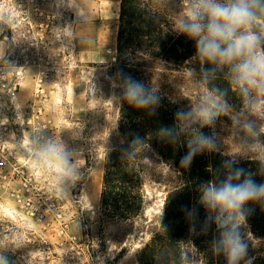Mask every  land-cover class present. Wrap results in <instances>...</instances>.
Masks as SVG:
<instances>
[{"label":"rangeland","instance_id":"374dc122","mask_svg":"<svg viewBox=\"0 0 264 264\" xmlns=\"http://www.w3.org/2000/svg\"><path fill=\"white\" fill-rule=\"evenodd\" d=\"M182 1L181 5L179 0H169L173 25L189 3ZM66 2L72 16L71 32L66 47H56L52 55L59 66L46 108L51 129L44 135L71 152L76 177L66 178L56 160L38 158L41 147L36 148L34 159L42 180L66 208L68 234L62 241L42 227L24 228L19 264H181L184 254L190 257L188 264H226L223 256L201 251L192 242L172 249L168 255L162 249L148 250L152 237L160 230L167 192L179 182L177 174L153 153L143 158L145 195L139 215L125 222L110 218V213L103 210L105 157L122 142L115 65L121 0ZM145 66L142 70L153 89L168 97L179 110L194 106L210 88L221 89L233 114L253 119L258 127L264 126V121L249 113L239 93L231 90L226 71L205 84L196 71L190 74L189 70L165 62H148ZM32 93L33 86L26 85L21 99L31 100ZM211 129L216 133L217 151L227 156L244 143L228 116L218 119ZM36 144L44 143L37 140ZM237 158L255 160L248 155ZM243 232L249 245L248 255L254 258L264 254V241L256 239L248 225Z\"/></svg>","mask_w":264,"mask_h":264},{"label":"clouds","instance_id":"9594fccd","mask_svg":"<svg viewBox=\"0 0 264 264\" xmlns=\"http://www.w3.org/2000/svg\"><path fill=\"white\" fill-rule=\"evenodd\" d=\"M174 29L194 42L201 81L208 84L217 73L226 71L231 90L239 93L252 116L264 121V0H189L175 19ZM116 77L122 98L129 105L155 114L161 96L154 89L123 70H118ZM225 95L224 90L210 88L194 106L177 110L173 126L161 128L160 135L172 145H186L179 163L188 168L196 156L218 150L216 133L206 134L203 129H211L218 119L229 117L244 143L221 161L212 179L200 185L197 206H185L183 211L190 232L207 234L214 227L210 245L214 255L223 256L226 264H252L254 258L248 255L243 229L253 211L248 205L264 208V183L255 179L264 177V126L233 114ZM133 143H139V137ZM244 155L254 157L258 165L255 171L239 166L237 157ZM37 156L56 160L66 178L76 177L71 152L62 146L48 142ZM200 208L205 212L203 221L199 219ZM189 259L182 255L181 264H188ZM0 264L10 261L0 256Z\"/></svg>","mask_w":264,"mask_h":264},{"label":"trees","instance_id":"16d2710c","mask_svg":"<svg viewBox=\"0 0 264 264\" xmlns=\"http://www.w3.org/2000/svg\"><path fill=\"white\" fill-rule=\"evenodd\" d=\"M179 1L182 5L183 1ZM173 17L169 0H121L115 57L117 71L123 70L150 89H153L152 83L142 70L148 62H165L176 68L195 69L200 74L194 42L174 31ZM118 92L122 142L105 157L103 210L110 213V218L125 222L139 215L145 195L143 158L153 153L177 174L179 182L167 192L160 230L152 237L148 250L162 249L168 255L172 249H181L183 244L192 242L201 251L205 249L213 254L210 245L214 227L207 234L190 232L183 208L197 206L200 185L212 179L221 161L229 156L218 151L205 153L196 156L188 168H182L179 161L187 151L186 145H172L160 135L161 128L173 126L178 106L156 91L161 102L155 114L149 115L148 111L129 105L122 98L120 87ZM203 131L212 134V129L204 128ZM136 137L139 143H133ZM239 166L251 171L258 167L253 159L240 160ZM255 179L264 183V177L256 176ZM248 207L253 211L247 218V225L256 239L264 241V208L251 204ZM204 215V209L200 208L201 221ZM252 264H264V254L255 256Z\"/></svg>","mask_w":264,"mask_h":264},{"label":"built area","instance_id":"2783aa9c","mask_svg":"<svg viewBox=\"0 0 264 264\" xmlns=\"http://www.w3.org/2000/svg\"><path fill=\"white\" fill-rule=\"evenodd\" d=\"M66 1L0 0V256L10 264L23 257L24 228L42 227L62 241L68 234L66 208L34 159L36 148L51 142L46 108L59 66L52 55L71 32ZM28 84L32 99L24 102Z\"/></svg>","mask_w":264,"mask_h":264}]
</instances>
